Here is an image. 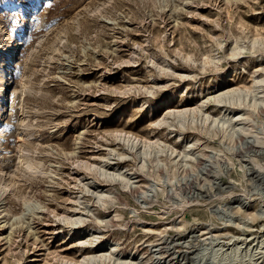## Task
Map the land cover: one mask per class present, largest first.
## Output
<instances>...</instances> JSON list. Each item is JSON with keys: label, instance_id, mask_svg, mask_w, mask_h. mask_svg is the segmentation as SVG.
Returning <instances> with one entry per match:
<instances>
[{"label": "rangeland", "instance_id": "obj_1", "mask_svg": "<svg viewBox=\"0 0 264 264\" xmlns=\"http://www.w3.org/2000/svg\"><path fill=\"white\" fill-rule=\"evenodd\" d=\"M3 78L0 264L96 253L79 247L83 228L139 264H213L198 255L214 238L264 239V105L251 108L264 103V0H0ZM233 88L242 99L216 101ZM204 101L202 115L158 124ZM235 114L246 133L228 141L213 122ZM121 168L136 192L113 180Z\"/></svg>", "mask_w": 264, "mask_h": 264}, {"label": "bare ground", "instance_id": "obj_2", "mask_svg": "<svg viewBox=\"0 0 264 264\" xmlns=\"http://www.w3.org/2000/svg\"><path fill=\"white\" fill-rule=\"evenodd\" d=\"M23 81V80H22ZM22 81L20 80L19 82L17 83H14V88L12 90V92L9 93V99H10V110H12L13 106L16 104L17 100L19 99L18 96L20 95V98H22L23 96V86H22ZM264 80H261V81H258V82H263ZM257 82V84H258ZM5 80L4 78L2 79V82L0 83V99L2 100L4 98V87H5ZM216 97V101L219 103V104H222L226 102V100H229V99H234V100H240L242 99V95H241V91L240 89H231V90H224V91H219L218 94L215 95ZM209 99V98H208ZM258 99V98H257ZM256 100V99H255ZM259 100V99H258ZM260 101V100H259ZM247 102V101H246ZM204 103L205 101L201 104V107H196V108H188V107H184V108H181V109H177V110H170L168 108V111L167 113L165 114L164 118L162 120H160L158 122L159 125H163L164 123L167 122V119L168 118H177L179 119V122L180 123H184L185 121H187L188 117L189 116H192L194 118L195 114L197 113V111L199 113H203V106H204ZM248 103V102H247ZM251 103V102H250ZM261 103V104H260ZM260 103H258V101L256 100L251 108L253 109H259V106L261 105H264V103L262 101H260ZM241 104V103H240ZM228 105V104H227ZM261 108V107H260ZM251 109V110H252ZM260 110H263L260 109ZM259 110V112H260ZM256 111V110H255ZM244 116V115H243ZM242 115H238V114H235L233 116V118H227L225 119L223 122H220V121H217L219 120L218 118L215 119V121L213 122L214 123V126L215 127L217 124L220 126V130L222 131V133H224L225 137H227V140L229 141H232L233 139H235L234 137L236 135H239V133H243L245 134V130L244 128H238L237 127V122H239L238 120H242L244 119ZM246 117V116H244ZM249 117V116H248ZM246 117L245 119L248 120L249 118ZM209 120V116H205V122H207ZM223 120V119H222ZM239 124V123H238ZM218 127V126H217ZM217 129V128H216ZM219 129V127H218ZM242 134V135H243ZM241 135V136H242ZM241 138L240 135L237 136V139ZM118 138L122 141H124L128 146L129 148L131 149H136L139 145H142L143 149H144V152L142 153L144 156H147V154H149L148 150H153V148H159V150H157V154L158 153H161L164 151L162 150L161 148V145L160 143L162 142H159V140L157 141H151L147 138L143 139V138H139L137 137L136 135L132 134V133H128V132H120L119 135H118ZM237 139H235L237 141ZM243 138H241L242 140ZM259 139V138H258ZM234 140V141H235ZM235 141V142H236ZM243 144V143H242ZM247 145V144H246ZM191 146V145H190ZM236 146V145H235ZM188 146H186V152L184 151L183 153V158L186 162H188V160L192 157V154L189 150V147L187 148ZM236 148V147H235ZM233 148V149H235ZM239 147L237 146L236 149H238ZM250 148H253V146ZM142 150V149H141ZM251 151V150H250ZM23 152V151H22ZM155 152V151H154ZM247 152V151H246ZM261 153V152H260ZM151 154V152H150ZM156 154V155H157ZM252 154V153H251ZM233 155V154H232ZM191 156V157H190ZM245 156V154H244ZM199 157V156H198ZM145 158V157H144ZM21 159V158H20ZM23 159V158H22ZM21 159V160H22ZM196 159V158H195ZM200 159V158H199ZM198 159V160H199ZM200 161V160H199ZM198 161V162H199ZM22 163V162H21ZM200 164V163H199ZM188 165V164H187ZM92 166V165H91ZM96 167V165H94ZM92 167L91 169L95 168V167ZM199 166V165H198ZM21 167V166H20ZM97 169V167H96ZM102 169V168H101ZM94 170V169H93ZM100 170V168H99ZM103 170V169H102ZM250 170V169H249ZM202 171V170H201ZM105 172V171H104ZM127 170L125 169H120L119 170V173L116 175V176H113V180L117 183H119L120 185H122V187H136L134 186V184L136 182H140V180L138 181H133V178L131 177L132 174H126ZM217 172V171H216ZM211 175V174H210ZM254 179V178H253ZM3 184H0V186L2 187ZM8 186L7 185H4L2 188L3 190L2 191H6ZM132 187V188H133ZM151 187V186H150ZM128 188V189H129ZM130 188V189H132ZM152 188V187H151ZM1 189V188H0ZM135 191V189H132ZM136 191H137V188H136ZM135 191V192H136ZM139 191V190H138ZM153 191V190H152ZM145 192V191H144ZM143 192V194H145ZM141 193V192H140ZM142 195V194H141ZM99 199V202L103 201L104 202V199L108 196V195H105L104 193H99L97 192V195H96ZM143 196V195H142ZM147 196V195H146ZM110 197V196H109ZM169 198V197H168ZM24 204H27L28 201L27 199L24 197L22 198ZM106 200V199H105ZM78 201V200H77ZM80 203V202H79ZM82 204V203H81ZM262 208V207H261ZM81 209V208H80ZM228 211V210H227ZM224 212V211H223ZM221 213V212H219ZM225 213V212H224ZM260 214V213H259ZM231 215V214H230ZM226 216V215H225ZM261 216H264V212H261ZM264 218V217H263ZM231 219V218H230ZM64 220L70 224L71 226H75L77 225L78 223L80 224L82 222V218L81 217H75V216H69V217H65ZM234 220V219H233ZM226 221V220H225ZM229 221V222H228ZM227 222L228 223H232L230 222V220H228ZM242 221V220H241ZM110 222V220H109ZM242 222H245V221H242ZM246 223V222H245ZM225 224V223H224ZM241 224V223H240ZM243 224V223H242ZM244 227V225H242ZM241 226V227H242ZM247 226V225H246ZM239 227V226H238ZM156 233V232H155ZM76 234H77V240H78V244H79V247H87V248H91V249H94L96 250L95 252L96 253H90V254H87V255H81V258L80 260H73V261H70V260H65L63 262V264H139L135 261H133L135 259V257L132 255L130 256H127L126 258L122 257V256H117L116 252L118 251V245L117 244H114V243H108L106 245H100L98 244V237H94L93 234L91 233V231H89L88 229H79L76 231ZM212 236V235H211ZM90 237V238H88ZM100 237V236H99ZM209 237V236H208ZM215 237V236H214ZM229 237V236H228ZM192 238V237H191ZM211 238V237H209ZM231 238V237H230ZM236 238V237H235ZM260 238V237H259ZM208 239V238H207ZM215 239V238H214ZM212 239V241H210L211 243L209 245H211V247H209V245H207L206 247L204 246V249H202L201 253H199L200 255H198V258H201L202 261L205 259V256H208V255H211L210 258L213 259V264H237V263H240V264H244V263H247V262H254V264H264V239H261V241L257 239V244H255V246H251L246 238H244V242L241 244V242H238L237 240H239V238H236L234 240L231 239L230 242L232 243H228L226 245H221L218 243V248H216V246H214L215 242L218 241V238L217 239ZM252 239V238H250ZM206 240V239H204ZM217 240V241H216ZM203 241V240H202ZM249 241V240H248ZM204 242V241H203ZM176 244V243H175ZM206 244V243H205ZM208 244V242H207ZM241 244V245H239ZM216 245V244H215ZM179 246V245H178ZM154 247V246H153ZM163 247V246H162ZM172 247V246H171ZM224 247H227L224 248ZM165 248V246H164ZM202 248V247H201ZM156 251V250H155ZM200 251V250H199ZM154 252V251H153ZM162 248H158V251L157 253L160 254L162 253ZM186 253V252H185ZM139 254V253H138ZM197 254V253H196ZM196 256V255H195ZM142 257V256H141ZM140 257V258H141ZM187 257V256H186ZM144 258V257H143ZM194 258V257H193ZM137 260V258H136ZM158 260V259H157ZM259 260H261L260 262H258ZM200 261V259H199ZM205 261V260H204ZM203 261V262H204ZM158 263V262H157ZM160 263V261H159ZM162 263V262H161ZM194 263V262H193ZM208 263V262H207ZM211 263V262H210ZM150 264V263H149ZM197 264V263H195ZM249 264V263H248ZM253 264V263H252Z\"/></svg>", "mask_w": 264, "mask_h": 264}, {"label": "snow or ice", "instance_id": "obj_3", "mask_svg": "<svg viewBox=\"0 0 264 264\" xmlns=\"http://www.w3.org/2000/svg\"><path fill=\"white\" fill-rule=\"evenodd\" d=\"M31 170V169H30Z\"/></svg>", "mask_w": 264, "mask_h": 264}]
</instances>
